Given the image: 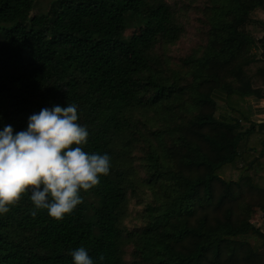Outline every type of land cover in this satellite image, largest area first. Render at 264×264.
<instances>
[{"label":"trees","instance_id":"1","mask_svg":"<svg viewBox=\"0 0 264 264\" xmlns=\"http://www.w3.org/2000/svg\"><path fill=\"white\" fill-rule=\"evenodd\" d=\"M36 1L0 0V131L74 103L84 151L111 168L63 220L30 192L0 214V264H73L79 247L95 264H264L249 102L264 100V0Z\"/></svg>","mask_w":264,"mask_h":264},{"label":"clouds","instance_id":"2","mask_svg":"<svg viewBox=\"0 0 264 264\" xmlns=\"http://www.w3.org/2000/svg\"><path fill=\"white\" fill-rule=\"evenodd\" d=\"M78 120L76 104L54 105L32 114L25 131L14 134L10 125L0 131V214L10 212L30 192L35 209L63 220L83 202L81 190L92 189L109 174L107 153L84 151L89 132ZM70 254L73 264H95L84 247Z\"/></svg>","mask_w":264,"mask_h":264},{"label":"crops","instance_id":"3","mask_svg":"<svg viewBox=\"0 0 264 264\" xmlns=\"http://www.w3.org/2000/svg\"><path fill=\"white\" fill-rule=\"evenodd\" d=\"M260 17H262L263 21H264V12H259ZM260 30V29H259ZM264 35V31H261L259 36H263ZM264 40V38L262 39ZM261 40V41H262ZM215 97L218 101V104L220 105V107L222 108V112L223 114H225V111H227V96L226 93L223 91H217L215 93ZM250 107H251V111L253 113V117L258 120L259 122L264 121V100H250ZM264 219V218H263ZM264 229V226H263Z\"/></svg>","mask_w":264,"mask_h":264},{"label":"rangeland","instance_id":"4","mask_svg":"<svg viewBox=\"0 0 264 264\" xmlns=\"http://www.w3.org/2000/svg\"><path fill=\"white\" fill-rule=\"evenodd\" d=\"M50 0H37L35 5V11L46 9ZM262 12V11H261ZM264 216L262 214L256 215L255 222L262 227L264 226Z\"/></svg>","mask_w":264,"mask_h":264},{"label":"water","instance_id":"5","mask_svg":"<svg viewBox=\"0 0 264 264\" xmlns=\"http://www.w3.org/2000/svg\"><path fill=\"white\" fill-rule=\"evenodd\" d=\"M263 38H264V35H263V36H259V40H260V41H261Z\"/></svg>","mask_w":264,"mask_h":264}]
</instances>
